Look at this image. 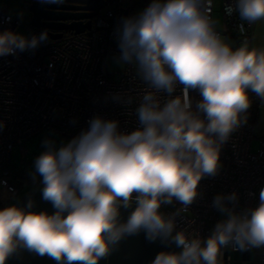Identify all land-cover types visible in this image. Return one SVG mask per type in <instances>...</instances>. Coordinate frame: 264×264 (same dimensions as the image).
<instances>
[{"label": "clouds", "instance_id": "clouds-1", "mask_svg": "<svg viewBox=\"0 0 264 264\" xmlns=\"http://www.w3.org/2000/svg\"><path fill=\"white\" fill-rule=\"evenodd\" d=\"M225 11L248 24L264 22V0H235ZM116 34L115 62L132 65L148 86L135 110L140 127L121 132L119 121L97 115L65 144L46 138L34 178H42V198L56 211H28L31 200L26 208L0 209V264L19 247L60 264H98L124 236L141 230L149 241L161 238L179 249L161 251L151 264H222V249L264 248V189L258 206L242 212L235 210V192L217 194L213 207L223 218L206 239L176 231L175 217L184 208L161 211L174 199L193 203L201 179L217 175L221 147L247 122L250 93L264 101V48L247 40L234 48L217 32L208 0H151L138 14L122 18ZM47 40V31L29 38L5 30L0 57L34 51ZM178 84L182 94L173 96ZM190 89L202 97L195 110ZM161 92L169 97L163 102ZM133 203L121 222L120 208Z\"/></svg>", "mask_w": 264, "mask_h": 264}, {"label": "built area", "instance_id": "built-area-1", "mask_svg": "<svg viewBox=\"0 0 264 264\" xmlns=\"http://www.w3.org/2000/svg\"><path fill=\"white\" fill-rule=\"evenodd\" d=\"M208 3L213 20L215 0ZM234 3L235 0H221V29L217 32L235 38L237 44L245 40L251 43L255 23L242 21L235 12L227 14L225 7ZM130 4L131 0H107L104 13L101 12L104 9L97 13L89 31L58 41L48 40L34 51L0 57L2 209L14 205L24 193L43 188L42 179L31 177L14 165V150L23 159L28 153L25 144L33 138L55 133L72 139L97 115L119 121L121 132L130 133L140 127L135 110L148 86L132 65H126L122 71L109 67V61L120 54L116 34L119 11ZM25 12L29 13V7ZM23 25L31 34L34 32L29 22L22 24L7 15V6L0 7V32H17ZM182 88L178 84L172 95H181ZM117 94L122 97L119 101L114 98ZM158 95L162 102L169 98L164 92ZM189 96L195 110L202 97L193 89L189 90ZM128 97L132 98L130 104L124 102ZM253 139L254 126L247 121L221 147L217 175L201 179L191 205L184 206L175 199L162 205L161 211L166 215L185 209L175 217L176 231L184 230L189 236L196 233L206 239L223 218L213 207L217 194L235 192L237 212L258 206L260 191L264 189V138L255 152L251 150ZM18 177H24L27 183L18 186ZM223 253L222 264H264V248L239 250L230 246L222 249ZM232 253L243 256L233 258Z\"/></svg>", "mask_w": 264, "mask_h": 264}, {"label": "water", "instance_id": "water-1", "mask_svg": "<svg viewBox=\"0 0 264 264\" xmlns=\"http://www.w3.org/2000/svg\"><path fill=\"white\" fill-rule=\"evenodd\" d=\"M106 1L64 0L63 4H47L42 3L41 0H31L29 3V13L31 14L29 24L35 29L31 36H39L40 33L47 31L48 40L58 41L63 38V32L78 35L89 31L92 19L106 7ZM129 13L128 8L121 9L118 20L121 21L122 18L129 17ZM29 200L33 201V207L26 209L28 211L47 212L49 215L56 211L51 202L42 198V190H31L24 193L14 205L26 208ZM134 208L135 205L127 208L122 206L120 221L126 222ZM161 251L177 252V249L171 241L161 238L149 241L146 238V233L141 230L137 234L124 236L112 246L106 257L98 261V264H151ZM222 256L225 257V253ZM231 256L239 258L243 255L232 253ZM5 264H60V262L46 254L41 256L26 247H19L9 256ZM73 264H80V262H73Z\"/></svg>", "mask_w": 264, "mask_h": 264}, {"label": "rangeland", "instance_id": "rangeland-1", "mask_svg": "<svg viewBox=\"0 0 264 264\" xmlns=\"http://www.w3.org/2000/svg\"><path fill=\"white\" fill-rule=\"evenodd\" d=\"M31 0H0V7L7 6V15L13 19L20 20L22 24L28 23L31 19V14L25 12V8L29 7ZM151 3V0H132L130 4L129 16L138 14L144 8ZM221 0H215L214 5V15L213 21L216 22V30H220V19H221ZM105 9L101 12L104 13ZM34 29V28H33ZM35 30V29H34ZM17 33L24 34L30 37L31 33L26 30L23 25ZM227 42H229L233 47L240 46V43H236V39L230 36L222 35ZM251 47L264 48V22H257L254 26L253 39L249 43ZM109 67L111 70L122 71L124 67L119 66L115 60L109 61ZM252 125L254 126V139L252 142L251 150L253 152L257 151L260 146L262 138H264V103L258 106V110L254 120H252ZM54 140L57 146L65 144L70 141V138L61 136L55 133H44L43 136H38L30 140L25 144V148L28 151L27 155L21 159L20 154L17 150H14L13 155L16 161L14 165L19 169L25 171L28 174L34 176L35 168L34 161L45 149L42 146V142L45 139ZM36 178L42 179L38 174L35 175ZM27 186V185H26ZM28 189V186H27ZM28 191V190H26Z\"/></svg>", "mask_w": 264, "mask_h": 264}, {"label": "trees", "instance_id": "trees-1", "mask_svg": "<svg viewBox=\"0 0 264 264\" xmlns=\"http://www.w3.org/2000/svg\"><path fill=\"white\" fill-rule=\"evenodd\" d=\"M250 98H251V106H250V108L247 111V117H248L247 118V121L249 123H251L252 120H254V118L256 116V113H257V110H258V106L260 104L264 103V101H262L259 97H257L255 95V93H250ZM26 174H28V173H26ZM28 175H30L31 177H34L31 174H28ZM23 183H27V181L25 180V178L24 177H18V179H17V185L18 186H22ZM0 209H2L1 206H0Z\"/></svg>", "mask_w": 264, "mask_h": 264}, {"label": "flooded vegetation", "instance_id": "flooded-vegetation-1", "mask_svg": "<svg viewBox=\"0 0 264 264\" xmlns=\"http://www.w3.org/2000/svg\"><path fill=\"white\" fill-rule=\"evenodd\" d=\"M68 35V32H63V38Z\"/></svg>", "mask_w": 264, "mask_h": 264}, {"label": "bare ground", "instance_id": "bare-ground-1", "mask_svg": "<svg viewBox=\"0 0 264 264\" xmlns=\"http://www.w3.org/2000/svg\"><path fill=\"white\" fill-rule=\"evenodd\" d=\"M131 2H132V0H131ZM125 9H126V8H125ZM128 9L130 10V6L128 7ZM68 35H72V34L68 33ZM68 35H67V36H68ZM62 39H63V38H62ZM60 40H61V39H60Z\"/></svg>", "mask_w": 264, "mask_h": 264}, {"label": "crops", "instance_id": "crops-1", "mask_svg": "<svg viewBox=\"0 0 264 264\" xmlns=\"http://www.w3.org/2000/svg\"><path fill=\"white\" fill-rule=\"evenodd\" d=\"M221 20V19H220ZM253 39V38H252ZM237 43V42H236Z\"/></svg>", "mask_w": 264, "mask_h": 264}]
</instances>
